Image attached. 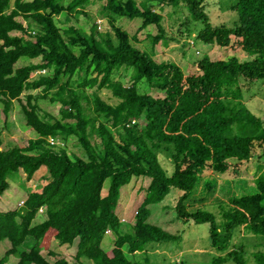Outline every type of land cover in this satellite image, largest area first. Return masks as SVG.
Returning <instances> with one entry per match:
<instances>
[{
	"label": "trees",
	"instance_id": "1",
	"mask_svg": "<svg viewBox=\"0 0 264 264\" xmlns=\"http://www.w3.org/2000/svg\"><path fill=\"white\" fill-rule=\"evenodd\" d=\"M159 1L171 7L185 4L192 19L204 24L197 35L202 42L251 58L213 60L205 55L196 63L197 73L186 75L177 63L158 62L135 47L114 19L109 23L117 42L108 33L98 34L96 27L90 33L74 25L62 31L56 18L65 12L67 20L85 14L92 0H70L68 5L64 0H0V107L6 119L19 101L27 126L37 133L27 145L8 149L0 135V195L10 188L14 173L30 181L45 166L51 178L16 210L0 212V243H11L0 264L11 256L18 257V264H138L128 258L126 245L135 255L150 242L178 239L150 221L152 206L163 202L172 188L182 192L175 206L178 219L209 224L211 245L224 254L216 262L247 264L244 247L241 251L233 243L239 228L264 238V173L256 178L255 194L230 199L221 223L209 211L191 212L186 206L205 173L233 170L237 177L242 165L253 163L264 171V121L244 102V89L264 81V0H237L230 9L238 14L233 26L213 25L205 0ZM145 4L107 0L103 10L142 18L141 31L155 25L156 43L176 41L167 36L164 15ZM23 57L41 62L15 67ZM122 68L132 69L128 86L116 78ZM142 81L164 97L140 91ZM89 88L95 90L88 93ZM102 89L112 91L118 102L104 100ZM39 99L59 103L58 116L43 113ZM234 126L244 128L245 134L231 132ZM94 135L99 142H92ZM71 136L84 157L49 143L50 137L63 141ZM161 150L171 155V175L161 166ZM139 177L151 183L143 206L123 231L117 215L121 189ZM107 179L111 183L103 195ZM39 214L44 219L36 222ZM108 229L117 236L111 251L102 247ZM29 238L34 245L24 248ZM53 240L70 245L78 241L74 261L57 257L50 262L43 253ZM252 256L255 264H264V251Z\"/></svg>",
	"mask_w": 264,
	"mask_h": 264
},
{
	"label": "rangeland",
	"instance_id": "2",
	"mask_svg": "<svg viewBox=\"0 0 264 264\" xmlns=\"http://www.w3.org/2000/svg\"><path fill=\"white\" fill-rule=\"evenodd\" d=\"M69 1L64 0V4L68 5ZM137 1L143 4L146 3L145 5L164 15L163 23L167 30V36L169 38L174 37L176 41L169 40L167 42L162 40L159 43L154 42L153 36L158 33L155 25H150L147 29L141 31L142 18L130 19L125 16H115L105 12L103 6L107 0H92V3L86 9L87 13L76 15L70 20L66 19L67 15L65 12L56 18L57 24L62 31L74 25L87 33H90L93 27H96L98 34L105 36L108 33L117 42L109 23L110 19H114L117 26L128 32L135 47L153 55L154 59L158 62L172 61L177 63L186 75L197 73L196 63L205 55H208L213 60H226L232 56H237L241 61H246L251 58L246 52L234 53L226 47L209 45L199 40L197 35L204 27V24L201 21L192 19L185 4H181L179 7H171L161 5L159 0ZM236 1L205 0L204 8L212 24L215 26L221 24L233 26L238 21V14L230 9L235 5ZM99 20L102 21L99 23ZM24 23L26 24V22ZM32 25L36 27L35 23H32ZM14 33L16 34V32ZM32 62L39 63L41 62V58L30 60L23 57L15 67H21ZM34 75L36 76L37 73H34ZM131 76L132 69L122 68L116 73V78L126 86L131 84ZM139 89L156 98L164 97L162 92L152 89L146 81L140 82ZM94 90L95 88H89L88 93ZM40 93L41 91H34L35 95ZM100 95L110 103L118 102L112 91L108 89L100 90ZM22 100L25 101V96H22ZM244 102L252 113L264 121L263 80L255 84H250L244 89ZM39 106L43 110V113L48 112L58 116L60 110L59 103H53L49 99H39ZM90 115H94V113L91 111ZM231 132L243 135L245 134V129L234 126ZM0 135L3 141V148L5 149L14 146H25L29 139L37 137L36 131L27 126L19 101H15L14 111L6 119L0 107ZM63 141L65 143L63 147H66L69 154L81 157L85 156V151L75 136H71ZM92 142H99L96 135L92 137ZM159 156L161 166L168 175H171L174 171V164H172L170 153L161 150ZM241 169V173L237 177H235L233 170L223 174L205 173L202 175L191 197L186 201L188 211H209L221 223L223 213L227 209L230 199L255 194L256 178L261 173H264V171L258 170V164L255 163L242 165ZM50 179V174L45 166L30 181L26 179L25 174H20L18 178V173H14L9 179L10 188L4 194L0 195V212L16 210L21 206L22 201L26 199L31 191L40 190ZM110 183V179L105 181L103 195L107 194ZM150 183L151 179L146 177L134 178L121 189L117 215L120 219H125V221H122L123 231L129 229V224L134 221L135 212L143 206ZM181 194L182 192L179 189L172 188L163 202L157 206H152V214L150 217L152 223L176 235L178 239L169 242H150L142 252H138L135 255L128 253V245H126L124 250L128 258L131 261H136L138 264H236L232 261L225 263L216 262L215 258L221 255L223 256L224 254L219 253L212 247L209 224H197L193 221L184 222L177 218L175 206ZM43 219L44 217L39 214L36 222H41ZM116 238V234L111 232L110 234H106L102 242L103 249L105 251H111ZM233 243L241 251L243 250L242 247H244V258L247 264H255L252 256L254 252L264 251V238L255 236L247 230L244 231L243 227L236 231ZM77 244L78 241L70 245L61 244L57 240H53L50 248L43 254L50 262H54L57 257H66L74 261L73 257L77 251ZM33 245L34 240L29 238L23 247L29 248ZM10 247L11 243L9 240H4L0 243V258L4 256ZM49 250L55 252L57 256H51L48 253ZM18 261V257L11 256L6 264H18ZM84 261L86 264H92L91 261Z\"/></svg>",
	"mask_w": 264,
	"mask_h": 264
},
{
	"label": "built area",
	"instance_id": "3",
	"mask_svg": "<svg viewBox=\"0 0 264 264\" xmlns=\"http://www.w3.org/2000/svg\"><path fill=\"white\" fill-rule=\"evenodd\" d=\"M101 21H102V20H99V23H100ZM31 33H32L33 35H35V34H36V31H31ZM41 73L45 74V73H47V70H46V69H43V70L41 71ZM133 122H135V121H133ZM49 143H50L53 147H55V148H59L60 146H61V147L65 146L64 141H62V140H60V139H55V138H52V137L49 138ZM22 203H23V201H22ZM40 212H43V209H42V208L40 209ZM136 213H137V211L135 212V214H136ZM122 221H125V219L123 218ZM110 232H111L110 229H108V230L106 231L107 234H109Z\"/></svg>",
	"mask_w": 264,
	"mask_h": 264
},
{
	"label": "clouds",
	"instance_id": "4",
	"mask_svg": "<svg viewBox=\"0 0 264 264\" xmlns=\"http://www.w3.org/2000/svg\"><path fill=\"white\" fill-rule=\"evenodd\" d=\"M24 201H25V200H23V203H24ZM23 203H22V204H23ZM22 204H21V205H22ZM42 209H43V208H42ZM39 212H40V210H39ZM40 213H42V212H40ZM111 232H112V231H111ZM109 234H110V233H109Z\"/></svg>",
	"mask_w": 264,
	"mask_h": 264
},
{
	"label": "crops",
	"instance_id": "5",
	"mask_svg": "<svg viewBox=\"0 0 264 264\" xmlns=\"http://www.w3.org/2000/svg\"><path fill=\"white\" fill-rule=\"evenodd\" d=\"M4 206H6V205H4Z\"/></svg>",
	"mask_w": 264,
	"mask_h": 264
}]
</instances>
